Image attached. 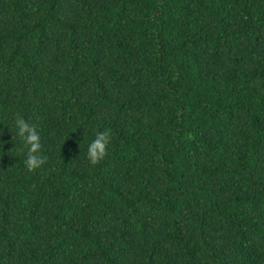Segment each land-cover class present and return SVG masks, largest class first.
Instances as JSON below:
<instances>
[{
	"label": "trees",
	"instance_id": "16d2710c",
	"mask_svg": "<svg viewBox=\"0 0 264 264\" xmlns=\"http://www.w3.org/2000/svg\"><path fill=\"white\" fill-rule=\"evenodd\" d=\"M0 264H264V0H0Z\"/></svg>",
	"mask_w": 264,
	"mask_h": 264
},
{
	"label": "clouds",
	"instance_id": "9594fccd",
	"mask_svg": "<svg viewBox=\"0 0 264 264\" xmlns=\"http://www.w3.org/2000/svg\"><path fill=\"white\" fill-rule=\"evenodd\" d=\"M18 126V136L24 141L27 149V155L24 158V165L28 170L40 168L44 161L40 152L42 148L41 137L35 130L34 126H30L23 118L16 121ZM112 135L109 130L97 131L93 138L87 142V159L90 164L96 165L105 159L108 154Z\"/></svg>",
	"mask_w": 264,
	"mask_h": 264
}]
</instances>
